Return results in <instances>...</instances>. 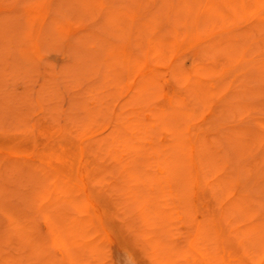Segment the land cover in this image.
I'll use <instances>...</instances> for the list:
<instances>
[{"label":"rangeland","instance_id":"obj_1","mask_svg":"<svg viewBox=\"0 0 264 264\" xmlns=\"http://www.w3.org/2000/svg\"><path fill=\"white\" fill-rule=\"evenodd\" d=\"M0 222V264H264V0H0Z\"/></svg>","mask_w":264,"mask_h":264},{"label":"bare ground","instance_id":"obj_2","mask_svg":"<svg viewBox=\"0 0 264 264\" xmlns=\"http://www.w3.org/2000/svg\"><path fill=\"white\" fill-rule=\"evenodd\" d=\"M223 8H224V7H223ZM224 9H225V8H224ZM227 10H228V9H227ZM176 147H177V146L174 147V150H177ZM175 148H176V149H175ZM182 148H184V147H182ZM182 150H183V149H182ZM175 152H177V151H175ZM183 152H184V151H183ZM185 153H186V152H185ZM178 154H179V155H180V154H181V155H184V153H182V151H180V153H178ZM2 175H3V174H2ZM2 175H1V176H2ZM6 178H7V177H6ZM3 179H5V178H3ZM4 181H6V180H4ZM241 200H242V199H241ZM238 202H239V201H238ZM247 205H248V204H247ZM247 205H246V206L243 205V206H244V207H247ZM240 206H241V205H240ZM240 206H239V207H240ZM248 206H249V205H248ZM241 207H242V206H241ZM244 207H243L242 209H245ZM249 207H250V206H249ZM247 209H248V208H247ZM249 209H250V208H249ZM249 209H248L247 211H250ZM234 210H235V209H234ZM234 210H233V211H234ZM254 210H255V209H254ZM236 212H237V211H236ZM251 212H252V210H251ZM253 215H254V214H253ZM245 216H248L247 213L245 214ZM248 217H250V214H249ZM0 223H1V222H0ZM4 226H5V225H4ZM258 231H260V230H258ZM166 232H167V233H170V232L167 231V230H166ZM260 232L262 233V231H260ZM261 233H260V234H261ZM61 234H62V233H61ZM261 235H262V234H261ZM62 237H63V236H62ZM262 238H264V236H262ZM65 239H66V238H65ZM63 240H64V239H63ZM64 241H66V240H64ZM65 243H66V242H65ZM67 246H68V245H67ZM67 246H66V247H67ZM33 247H34V245H33ZM68 248H69V247H67V249H68ZM67 249H66V250H67Z\"/></svg>","mask_w":264,"mask_h":264}]
</instances>
